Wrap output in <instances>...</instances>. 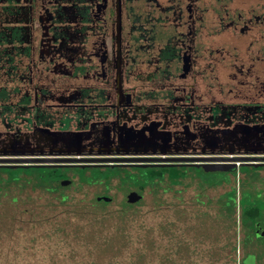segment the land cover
I'll return each instance as SVG.
<instances>
[{
  "label": "flooded vegetation",
  "instance_id": "1",
  "mask_svg": "<svg viewBox=\"0 0 264 264\" xmlns=\"http://www.w3.org/2000/svg\"><path fill=\"white\" fill-rule=\"evenodd\" d=\"M211 1L0 0V114L8 115L0 130V152L7 155L0 159H45L0 168L52 169L51 191L71 184L72 168L86 176L91 168H146L153 173L149 183H163L167 191L191 181L199 204L193 224L223 230L204 255L210 263L219 248L228 262L264 264V95L244 104L240 87L226 91L230 99L216 88L224 79L248 84L251 59L244 50L255 39L233 55L220 54L215 20L202 8ZM256 18L247 20L264 27V15ZM256 60L264 62V51ZM154 158L194 160L159 166ZM219 163L236 166L204 167ZM220 185L228 189L211 194ZM130 192L139 195L136 202L126 201ZM141 192L129 189L125 208L139 203ZM174 192L180 200L182 190ZM225 193L233 199L219 202Z\"/></svg>",
  "mask_w": 264,
  "mask_h": 264
},
{
  "label": "rangeland",
  "instance_id": "2",
  "mask_svg": "<svg viewBox=\"0 0 264 264\" xmlns=\"http://www.w3.org/2000/svg\"><path fill=\"white\" fill-rule=\"evenodd\" d=\"M213 2L202 8L208 10L204 14L215 20L212 27L218 31L219 39L214 48L219 49L220 54L233 55V49L241 51L247 47L248 38L255 39L244 50L245 56L248 54L251 59L248 84L239 86L235 81L224 79L221 82L220 79L216 88L224 95L221 93L219 97L230 99L231 95L226 91L232 87L239 91L240 87V94L243 92L247 96L241 99L244 104L247 100L261 101L264 62L256 58L263 57L264 27L247 18L257 20L256 17L264 15V7L260 6L262 0ZM237 14L242 17L238 18ZM205 25L209 27L210 23ZM241 29L248 32L240 35ZM228 59L224 62L231 63ZM239 63L236 61L237 66ZM230 72L235 71L232 68ZM4 103L0 101V104ZM7 116L0 114V130L7 122ZM6 155L0 152V157ZM9 170L12 173L5 170L0 174L3 177L0 178V264H236V261L228 262L222 258L219 248L211 252L219 255L211 263L204 256L212 243L217 244L223 230L193 224V213L199 204L193 202L192 195L198 187L191 181L187 180L181 186L172 185L171 191H167L163 183H145L143 174L150 169L114 168L113 172L118 173L105 183L87 184L85 180L80 181L81 170L72 168L67 173L71 184L61 186L58 192L44 189L45 183L41 179L33 182L30 176L21 174L19 177L16 174L21 172L20 169V172L17 168ZM93 170L88 169L85 173L92 175ZM109 170L112 169H105V172ZM242 170L250 172L248 174L256 172L255 168L244 167ZM39 171L32 168L26 173ZM191 172L198 174L193 169ZM238 175L242 176V173ZM17 177V183L11 181ZM232 184L237 187L238 183L234 180ZM136 188L142 190V200L125 208L124 194ZM178 189L182 190L180 200L174 192ZM227 189V185H220L209 190L218 195ZM105 193L112 197L110 202L97 199V195ZM233 196L225 193L218 201L233 199ZM234 231L235 253L238 254L240 246L237 242L241 234L237 228ZM214 235L217 241L211 239Z\"/></svg>",
  "mask_w": 264,
  "mask_h": 264
},
{
  "label": "trees",
  "instance_id": "3",
  "mask_svg": "<svg viewBox=\"0 0 264 264\" xmlns=\"http://www.w3.org/2000/svg\"><path fill=\"white\" fill-rule=\"evenodd\" d=\"M32 168H36V169H39V173H26V171H28V169H32ZM11 168H0V174L3 173V171L5 170H8L7 172H9ZM12 169H16V168H12ZM17 169L19 170L20 173H17L16 175H18L20 177L21 174H24L25 176H30L32 177L33 179V182L34 181H40V179L42 181H44L45 185H44V189H47V188H51L52 187V181L57 179V177H55V173L52 169H48V168H44V167H17ZM81 172L79 175V178H80V181L83 180L82 182H84L85 180V183L87 184H93V183H96V182H100V180H103V181H108L109 177H111L112 175H114L116 172H107V173H103L101 171H95L93 172V174L91 176H86L84 174V170L80 169ZM164 172V169H160L159 171H157V174H161ZM10 173H12L10 171ZM4 174V173H3ZM153 174L152 171H146V173L143 174V177H144V181L145 183H148L149 181V176ZM14 177V176H13ZM0 178H3V177H0ZM12 180L11 181H14V183H17L19 181L18 177L17 178H11ZM59 187L56 188V191H58ZM63 197V195H62ZM67 197V196H66Z\"/></svg>",
  "mask_w": 264,
  "mask_h": 264
},
{
  "label": "water",
  "instance_id": "4",
  "mask_svg": "<svg viewBox=\"0 0 264 264\" xmlns=\"http://www.w3.org/2000/svg\"><path fill=\"white\" fill-rule=\"evenodd\" d=\"M69 161H80L81 159H68ZM102 160V159H100ZM154 161H159L161 162V164H158L159 166H166L168 164H165L166 162H175V161H185V160H194V159H189V158H154L152 159ZM240 160V159H237ZM45 159H41V158H1L0 159V166H6V167H16V166H28L29 164H42V162H44ZM9 162H13L14 164L11 165L9 164ZM18 163H22V165H15ZM82 167L84 165H81ZM142 166H147L146 164L142 165ZM236 166V163H232V164H223V163H219V164H210V165H204V167H206L208 170H227L230 168H233ZM105 199L107 200L108 198L105 197H98L97 199ZM139 198V195L135 192H130L129 194H127L126 196V201L129 203H133L136 202Z\"/></svg>",
  "mask_w": 264,
  "mask_h": 264
}]
</instances>
